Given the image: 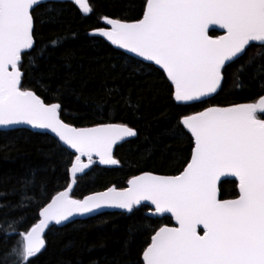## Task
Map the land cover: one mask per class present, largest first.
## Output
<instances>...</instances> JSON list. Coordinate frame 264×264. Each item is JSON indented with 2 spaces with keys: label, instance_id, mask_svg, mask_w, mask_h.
<instances>
[{
  "label": "snow or ice",
  "instance_id": "obj_1",
  "mask_svg": "<svg viewBox=\"0 0 264 264\" xmlns=\"http://www.w3.org/2000/svg\"><path fill=\"white\" fill-rule=\"evenodd\" d=\"M55 2L60 0H0V128L15 132L30 126L42 135L50 133L55 149L74 156L67 162L70 183L65 190L55 195L41 190L40 199L29 195V187L36 188L33 172L31 178L17 181L19 187L12 186L11 194L19 196L15 204L0 203V210L27 209L32 203L39 208L38 222L25 231H18L23 215L9 219L4 213L5 243L13 234L21 240L0 254V264H9L10 256L15 257L12 264H34L33 258L46 250L44 234L51 222L71 223L101 209L141 214L109 264H264V95L178 116L165 135L181 143L188 140L191 148L177 174L145 171L128 179L127 187L112 186L82 199L70 196L78 174H85L94 156L101 165H118L114 147L138 133L124 123L76 127L62 119L60 102H46L26 86L29 70L38 67L37 58L46 51L37 48V24L44 20H38L36 12L45 7L47 22L55 23ZM74 2L84 13L92 11L86 0ZM102 20L103 26L89 35L132 54L125 55V67L133 72L158 66L168 96L178 107L204 104L218 95L234 64L237 82L252 68L251 79L264 92V0H142L136 18ZM213 26L225 34L210 35V28L216 31ZM63 39L54 37L49 44L58 47ZM252 42L257 51L242 60ZM114 92L109 90V96ZM125 105L137 106L130 98ZM9 147L14 145H4ZM229 183L236 189L233 198H225ZM8 195L0 192V198ZM45 198L50 202L44 204ZM162 219L174 220L175 226L159 224ZM141 232L146 239L132 259L131 246Z\"/></svg>",
  "mask_w": 264,
  "mask_h": 264
},
{
  "label": "trees",
  "instance_id": "obj_2",
  "mask_svg": "<svg viewBox=\"0 0 264 264\" xmlns=\"http://www.w3.org/2000/svg\"><path fill=\"white\" fill-rule=\"evenodd\" d=\"M88 4L92 11L83 14L72 2H55L53 7L58 12L55 23L47 22L49 13L45 7L37 10L38 20L44 22L37 24L36 44L37 48L46 51L37 58L38 67L29 70L26 86L37 91L46 102H60L62 119L76 127L124 123L138 134L115 148L114 156L120 161L117 167H99L94 161L85 174L77 177L71 197L81 199L110 186L124 188L129 178L145 171L177 174L191 148L188 140L181 143L165 135V130L175 125L178 116L212 105L248 103L264 95L251 79L252 68L247 69L239 82L235 80L232 73L237 65L234 64L227 69L223 90L218 95L204 104L178 107L168 96L161 70L153 65L151 69L141 67L139 72H133L125 67L126 53L89 35V31L103 26V17L136 18L140 15L142 0H88ZM210 35L217 36L218 33L210 31ZM54 37L66 39L53 48L49 41ZM256 51L253 43L242 60ZM241 62L237 61V64ZM237 83L243 87H237ZM58 88L60 92H57ZM109 90H115L111 97ZM128 98L137 106L127 107L125 100ZM5 144L14 145V148L5 149ZM69 159L74 160V156L69 157L66 152L55 149V141L49 134L42 135L28 129L0 131V192L9 193L7 199L0 198V203L11 201L15 204L19 196L11 194L12 186L19 187L17 181L31 178L33 172L36 188L33 191L30 186L29 195L40 199L41 190L49 195L64 190L70 183L66 171V166L70 167L67 164ZM226 190L228 195L225 198H233L234 184L226 185ZM49 201L45 198L44 204ZM38 212L35 203L27 209L0 210V223L4 224L0 228V254L10 251L13 244L21 240L20 236L13 234L5 243L2 234L8 230V225L4 222V213L9 219L23 215L26 219L18 231H25L38 222ZM140 217L139 213L128 216L122 212H104L63 226H51L44 234L46 250L33 258L34 264H92L93 261L109 264L120 250L129 226L139 222ZM159 224L171 225L172 220L162 219ZM156 226L153 223V227ZM145 239L142 232L136 235L131 246L132 259L137 258ZM8 259L12 264L15 257Z\"/></svg>",
  "mask_w": 264,
  "mask_h": 264
},
{
  "label": "water",
  "instance_id": "obj_3",
  "mask_svg": "<svg viewBox=\"0 0 264 264\" xmlns=\"http://www.w3.org/2000/svg\"><path fill=\"white\" fill-rule=\"evenodd\" d=\"M65 1H69V2H72L74 5H76V7H78L79 9H80V11L83 13V14H88V13H84L83 11H82V9L80 8V6L79 5H77L75 2H74V0H60V2H65ZM86 3L88 4V0H86ZM88 6H89V4H88ZM90 7V6H89ZM213 27H215L216 28V32L218 33V35L217 36H219V35H224L225 34V30L224 29H220L219 28V26H213ZM210 31H212L211 30V28H210ZM90 32H92V30L91 31H89V33ZM95 37H99V36H95ZM215 37V36H214ZM99 38H101V39H103L105 42H107L108 44H110V42H108L105 38H103V37H99ZM252 43H255V42H252ZM111 45V44H110ZM113 48H115V49H117V50H119V51H122V52H124L125 53V51L124 50H122V49H118L116 46H114V45H111ZM127 55H132V54H127ZM136 59H138V60H140V59H142V58H136ZM145 63H149V62H145ZM155 66V65H154ZM155 67H157L158 68V66H155ZM92 126H95V125H92ZM92 126H84V127H92ZM23 129H28V130H30V131H33V132H39V133H41L42 132V130H31L30 129V126H23ZM4 130H8V129H2V128H0V131H4ZM49 135H51L52 136V134H50L49 133ZM53 137V136H52ZM132 138H134V137H130V138H126V140L125 141H122V142H120V143H118V145L117 146H119V145H121L122 143H124V142H126V141H128V140H130V139H132ZM117 146H115L114 147V152H115V148L117 147ZM69 151H72V152H74V150H69ZM115 157V156H114ZM116 158V157H115ZM117 159V158H116ZM93 160H95L96 161V164L99 166V167H105V168H113V167H117L118 165H101V164H99V160H98V157H93ZM82 161L84 162V163H88V160H87V157H83L82 158ZM91 166V165H90ZM90 166H89V168H90ZM88 168V169H89ZM88 169H85V172H87V170ZM154 173V172H153ZM141 174V173H140ZM140 174H137V175H140ZM154 174H157V173H154ZM158 175H169V174H158ZM171 175H174V174H171ZM69 176H70V173H69ZM79 176H81L80 174H78V177ZM130 179V178H129ZM231 179H234V178H231ZM74 187H75V185L73 186V189H74ZM110 187H112V186H110ZM125 187H127V183H126V186ZM67 188V187H66ZM65 188V189H66ZM109 188V187H108ZM64 189V190H65ZM73 189H72V191H73ZM107 189V188H106ZM106 189H104V190H102V191H105ZM119 189V188H118ZM63 191V190H62ZM71 191V192H72ZM98 192H101V191H98ZM94 193H96V192H94ZM71 194V193H70ZM91 194H93V193H91ZM89 195V194H88ZM87 196V195H86ZM85 197V196H84ZM83 197V198H84ZM73 198V197H72ZM74 199H76V198H74ZM82 199V198H81ZM50 202V201H49ZM104 212H122V210H119V209H101V210H99V213L98 214H100V213H104ZM98 214H92V215H90V216H85V217H75V218H73L74 220H85V219H87V218H90V217H94V216H96V215H98ZM66 223H69V222H63L62 223V225H55V222L53 221V222H51L50 223V226H49V228L51 227V226H63V225H65ZM169 226H175V221L174 220H172V224L171 225H169ZM47 231V230H46Z\"/></svg>",
  "mask_w": 264,
  "mask_h": 264
}]
</instances>
